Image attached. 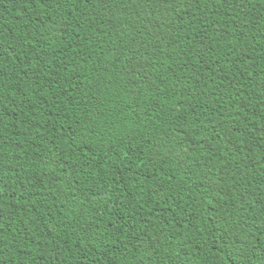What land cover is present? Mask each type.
Instances as JSON below:
<instances>
[{
  "label": "trees",
  "instance_id": "16d2710c",
  "mask_svg": "<svg viewBox=\"0 0 264 264\" xmlns=\"http://www.w3.org/2000/svg\"><path fill=\"white\" fill-rule=\"evenodd\" d=\"M0 264H264V0H0Z\"/></svg>",
  "mask_w": 264,
  "mask_h": 264
}]
</instances>
